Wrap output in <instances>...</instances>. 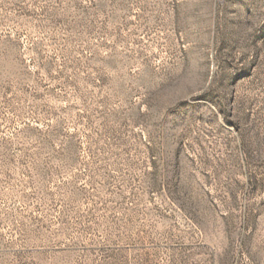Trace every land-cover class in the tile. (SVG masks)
Returning a JSON list of instances; mask_svg holds the SVG:
<instances>
[{
    "label": "rangeland",
    "instance_id": "374dc122",
    "mask_svg": "<svg viewBox=\"0 0 264 264\" xmlns=\"http://www.w3.org/2000/svg\"><path fill=\"white\" fill-rule=\"evenodd\" d=\"M0 264H264V0H0Z\"/></svg>",
    "mask_w": 264,
    "mask_h": 264
}]
</instances>
